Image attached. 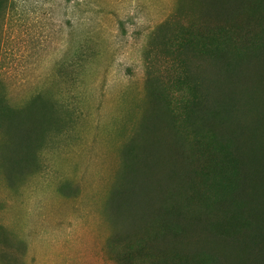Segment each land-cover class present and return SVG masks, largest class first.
Instances as JSON below:
<instances>
[{
    "label": "rangeland",
    "instance_id": "1",
    "mask_svg": "<svg viewBox=\"0 0 264 264\" xmlns=\"http://www.w3.org/2000/svg\"><path fill=\"white\" fill-rule=\"evenodd\" d=\"M244 1H3L0 116L37 132L24 149L0 125V264H117L114 234L146 235L130 188L156 206L174 171L215 167L212 132L262 139L264 63L242 68L264 2Z\"/></svg>",
    "mask_w": 264,
    "mask_h": 264
},
{
    "label": "trees",
    "instance_id": "2",
    "mask_svg": "<svg viewBox=\"0 0 264 264\" xmlns=\"http://www.w3.org/2000/svg\"><path fill=\"white\" fill-rule=\"evenodd\" d=\"M260 1L264 2L246 0L241 8L257 7ZM261 38L259 49L252 51L256 57L243 64L242 70L264 63V30ZM258 71L264 72V65ZM11 118L10 113L0 116L9 143L15 146L16 141L27 149L36 127L21 131L19 124L13 127ZM211 134L220 156L215 167L196 172L190 166L194 161L190 154V168L174 171L158 185L160 202L156 206L151 196L146 198L135 186L128 190L129 199L119 202L124 215L129 212L133 220L132 200L135 196L143 200L142 213L134 222L137 229H145L146 235L114 234L110 246L117 264H264V136L247 150L238 147L242 142L235 132L227 136ZM8 162L13 172L11 164L18 166L26 161L12 157Z\"/></svg>",
    "mask_w": 264,
    "mask_h": 264
},
{
    "label": "bare ground",
    "instance_id": "3",
    "mask_svg": "<svg viewBox=\"0 0 264 264\" xmlns=\"http://www.w3.org/2000/svg\"><path fill=\"white\" fill-rule=\"evenodd\" d=\"M206 2V1H205Z\"/></svg>",
    "mask_w": 264,
    "mask_h": 264
}]
</instances>
